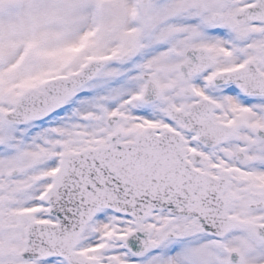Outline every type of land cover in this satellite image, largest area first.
I'll return each mask as SVG.
<instances>
[{
	"label": "snow or ice",
	"instance_id": "snow-or-ice-1",
	"mask_svg": "<svg viewBox=\"0 0 264 264\" xmlns=\"http://www.w3.org/2000/svg\"><path fill=\"white\" fill-rule=\"evenodd\" d=\"M0 264H264V0H0Z\"/></svg>",
	"mask_w": 264,
	"mask_h": 264
}]
</instances>
